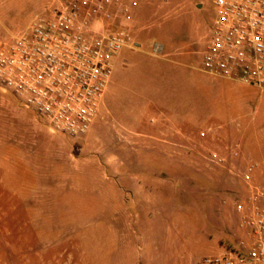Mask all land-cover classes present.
<instances>
[{
    "label": "rangeland",
    "instance_id": "obj_1",
    "mask_svg": "<svg viewBox=\"0 0 264 264\" xmlns=\"http://www.w3.org/2000/svg\"><path fill=\"white\" fill-rule=\"evenodd\" d=\"M65 1L0 0V46ZM215 2L119 0L93 24L126 27L123 59L156 84L109 86L83 137L0 86V264H198L248 241L235 203L248 163L264 183V86L202 71Z\"/></svg>",
    "mask_w": 264,
    "mask_h": 264
},
{
    "label": "built area",
    "instance_id": "obj_2",
    "mask_svg": "<svg viewBox=\"0 0 264 264\" xmlns=\"http://www.w3.org/2000/svg\"><path fill=\"white\" fill-rule=\"evenodd\" d=\"M118 1L66 0L54 16L39 18L29 30L13 35L0 46V86L57 133L85 136L98 116L114 60L132 44L126 27L107 33L92 30ZM215 5L218 15L202 70L264 86V0H216ZM209 158L217 166L225 164L217 152ZM257 167L248 163L242 175L244 194L235 203L248 241L225 246L221 254L203 257L198 264H264V183L255 179Z\"/></svg>",
    "mask_w": 264,
    "mask_h": 264
},
{
    "label": "crops",
    "instance_id": "obj_3",
    "mask_svg": "<svg viewBox=\"0 0 264 264\" xmlns=\"http://www.w3.org/2000/svg\"><path fill=\"white\" fill-rule=\"evenodd\" d=\"M121 53L116 57L114 61L115 69H114V74L109 83L110 88L108 86L109 91L115 88V84H156V81H153L155 79V76H154L155 68H153L154 65L144 64L142 68L143 69L142 73L140 72L138 73L136 69L132 71L130 69L131 67L128 64V61L126 59H123V55ZM183 69L186 72L184 80L182 81L183 84H199V75L197 71L192 72L188 70L186 67H183ZM204 73L207 75H210L206 72ZM210 76H213V75H210ZM206 84H214V82H209L207 80ZM104 95L102 97V100L104 98ZM102 100H101V103H102ZM111 101L113 102V100ZM101 103H100V106H101Z\"/></svg>",
    "mask_w": 264,
    "mask_h": 264
}]
</instances>
